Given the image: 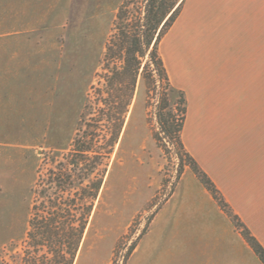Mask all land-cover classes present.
<instances>
[{"label":"rangeland","instance_id":"1","mask_svg":"<svg viewBox=\"0 0 264 264\" xmlns=\"http://www.w3.org/2000/svg\"><path fill=\"white\" fill-rule=\"evenodd\" d=\"M125 1L0 0V260L5 264H13V255L26 245L32 202L44 200L50 170L65 162L75 181L89 175L83 184L76 182L78 196L103 179L96 197L90 196L94 188L84 192L93 207L75 264L209 259L239 264L245 256L238 223L246 221L223 187L234 198L248 181L263 178L264 138L238 114L230 115L228 106L207 102L205 88L214 79L225 83L220 75L225 62L214 55L205 13L197 15L191 2L185 9L184 1L160 50L174 86L186 94L183 142L215 182L223 204L187 158L181 160L176 146L163 148L167 138L159 143L162 84L151 95L140 86L119 136L118 115L103 116L105 97L117 94L105 75L111 73L105 68L106 44ZM143 4L132 0L130 8L139 11ZM198 85L202 90L195 93ZM76 141L91 147L80 164L72 162L80 158ZM239 200L244 211L249 203ZM133 242L135 249L125 257Z\"/></svg>","mask_w":264,"mask_h":264},{"label":"trees","instance_id":"2","mask_svg":"<svg viewBox=\"0 0 264 264\" xmlns=\"http://www.w3.org/2000/svg\"><path fill=\"white\" fill-rule=\"evenodd\" d=\"M143 1V8L135 11L137 14L130 8L132 0H126L118 8L115 32L106 44L104 56L105 68L111 72L105 74L107 81L112 89L117 88V94L111 93V96L105 97L103 116L114 118L118 115L119 136L125 115L138 97L140 86L151 95L162 84L165 91L157 105L156 115L160 127L157 139L159 143L164 138L168 139V143L161 144L165 149L170 143L178 148L181 160L187 158V164L221 206L223 199L219 195L220 190L183 142L182 131L187 119L188 102L185 91L174 86L160 50L161 41L174 25L185 0ZM75 146L76 156L80 158H73L72 162L80 164L87 159L85 154L91 147L80 145L78 141ZM68 166L69 162H65L57 170H50L49 185L42 192L44 200L40 203L36 200L32 202L26 245L22 251L13 255V264H75L93 207L92 202L88 204L84 200V192L88 186L94 188L95 192L90 193V196L96 197L103 179L90 182L78 196L76 184H83L89 175L86 173L80 178L78 174L79 180L75 181V175L69 172ZM82 206L85 211L79 214L78 210ZM235 218L240 217L235 215ZM240 222L238 225L241 226L242 235L264 264V245L246 223ZM136 245V242L131 244L125 257L133 252ZM0 264H5L4 259L0 260Z\"/></svg>","mask_w":264,"mask_h":264},{"label":"crops","instance_id":"3","mask_svg":"<svg viewBox=\"0 0 264 264\" xmlns=\"http://www.w3.org/2000/svg\"><path fill=\"white\" fill-rule=\"evenodd\" d=\"M190 2L197 15L205 13L208 20L206 29L216 50L214 55L219 54L225 62L223 71H220L225 83L220 86L214 79L204 87L209 91L206 97L208 104L228 106L230 115L238 114L256 135L264 138V0H185V9ZM177 19L175 22L178 23ZM197 49L193 45V56ZM209 53H212L210 49ZM201 90L198 85L194 92ZM223 190L264 245V176L248 181L238 191V197L249 203L244 211L238 203L240 198L234 199L237 195L233 198L224 187ZM241 240L245 256L239 264H263L242 236ZM198 263L234 264L230 259L219 263L215 259H209L207 263L198 260Z\"/></svg>","mask_w":264,"mask_h":264}]
</instances>
